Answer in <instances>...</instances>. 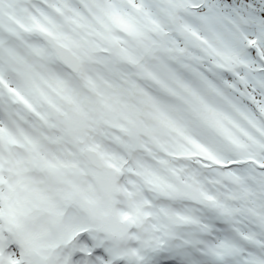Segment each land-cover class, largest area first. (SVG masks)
Instances as JSON below:
<instances>
[{"label":"snow or ice","instance_id":"6c2138e0","mask_svg":"<svg viewBox=\"0 0 264 264\" xmlns=\"http://www.w3.org/2000/svg\"><path fill=\"white\" fill-rule=\"evenodd\" d=\"M0 264H264V0H0Z\"/></svg>","mask_w":264,"mask_h":264}]
</instances>
